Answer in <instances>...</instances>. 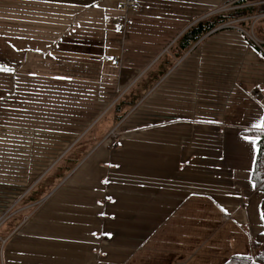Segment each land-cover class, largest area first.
Returning <instances> with one entry per match:
<instances>
[{"label": "crops", "instance_id": "obj_1", "mask_svg": "<svg viewBox=\"0 0 264 264\" xmlns=\"http://www.w3.org/2000/svg\"><path fill=\"white\" fill-rule=\"evenodd\" d=\"M134 1L122 33L121 0H0V264H124L189 221L200 230L172 235L194 247L153 253L221 264L238 225L244 255L264 230L243 133L263 122L245 91L264 83V56L233 28L181 47L231 0Z\"/></svg>", "mask_w": 264, "mask_h": 264}, {"label": "trees", "instance_id": "obj_2", "mask_svg": "<svg viewBox=\"0 0 264 264\" xmlns=\"http://www.w3.org/2000/svg\"><path fill=\"white\" fill-rule=\"evenodd\" d=\"M257 1L258 0H234L233 5H237L236 8L227 10L225 12L210 14L196 21L181 35V47L188 48L201 36L208 33L214 27L225 21L237 17H249L253 14L264 12V2L260 3ZM251 2L257 3L249 5V3ZM132 104L133 97L131 94H128L123 98L122 101L114 106L113 109L118 113L115 115V119L119 120L124 115H126L131 109ZM122 105H124V108L120 109ZM262 105L264 122V95L262 99ZM243 133L255 138L256 150L252 169L250 171V181L252 182L254 190L264 191V127L249 129L244 131ZM260 207L261 215L264 219V199L261 200ZM250 244L252 248V254L233 255L221 264H264V230L261 233L255 235L254 238H252Z\"/></svg>", "mask_w": 264, "mask_h": 264}, {"label": "rangeland", "instance_id": "obj_3", "mask_svg": "<svg viewBox=\"0 0 264 264\" xmlns=\"http://www.w3.org/2000/svg\"><path fill=\"white\" fill-rule=\"evenodd\" d=\"M233 2H234V0H231L229 2H224L223 4L218 5L216 8H214L211 12H208L205 16L234 9L237 7V5H233ZM257 2L261 3V0H258ZM257 2H251V4L257 3ZM261 19H263V20H261ZM223 24H229L231 26L230 27L229 26L228 27H221V28L215 29L216 27H219ZM216 27H214L212 30L233 28V29L241 32L238 28H236V27H239L240 29H242L244 31V33L243 32H241V33H243L247 37V39L250 43H253L252 41L256 42L259 46H261L263 48V51H264V12L253 14L249 17H237L234 19H230L228 21H225V22L217 25ZM206 34H208V33H206ZM206 34H204V35H206ZM259 52L264 56V53L262 51H259ZM106 55H109L108 50H106ZM258 85H264V83L257 84L256 86H258ZM254 87H255V85L250 86V87L246 88V91L251 90V88H254ZM256 103H258V102H256ZM258 104L263 109L262 101H260ZM128 112L129 113H127L126 115H129L131 113V109ZM102 120H103V117L95 119V121L98 124L101 123ZM72 160H74V159H72ZM226 219H223V220H226ZM187 223L190 225L187 227L184 225H181L178 227V230L176 232H173V233L169 232L167 235L160 234L161 232L165 231L164 229H160L159 232L154 233L152 235V237L148 241H146V244H144V245L142 244L141 246L137 247L135 249V250H137L135 255L129 256L125 260L124 264H166L167 259L164 256L153 253L152 250L154 248H157L160 250V252H163L166 246H171V245L182 246L181 248H184L185 250H187L188 249L187 247H189L192 244L194 247L196 243L190 242L189 240L186 239V238L192 237V235H190V233H188L189 235H186V234L185 235H182V234L172 235V234L178 233V232H185V231L196 232L198 229L200 230V224L199 223L196 225L191 221H189ZM1 224H0V226H1ZM194 225H195V227H194ZM243 232H244L243 225H238V227H237V241H238V246H239L238 247V255H244V254H240V253H245V252H240L241 251L240 249H241L242 244H243V239H244ZM147 246H148V248H146ZM196 249L191 248V251H195ZM0 254H1V248H0ZM186 262L187 261H184L183 263L185 264Z\"/></svg>", "mask_w": 264, "mask_h": 264}, {"label": "built area", "instance_id": "obj_4", "mask_svg": "<svg viewBox=\"0 0 264 264\" xmlns=\"http://www.w3.org/2000/svg\"><path fill=\"white\" fill-rule=\"evenodd\" d=\"M261 2H264V0H261ZM249 5H251V3H249ZM138 9V5L136 3V1L134 0H121L120 2V7H119V11H120V14H118L115 18H114V22L116 23V25L118 26V30L120 32H124L128 26V18H127V13L128 12H131V11H134V10H137ZM230 27L231 25L229 24H223L219 27H216L215 29H218V28H221V27ZM238 28L241 32L244 33V31L242 29H240L239 27H236ZM252 41V40H251ZM253 44L260 50L264 53L263 51V48L261 46H259L256 42L252 41ZM114 63H119V59L118 57H114L112 58ZM264 85H258V86H255L254 88H251V90H247L245 91L246 92V96L250 99H252L253 101L255 102H260L262 101L263 99V93H264ZM225 218H227V216H225ZM5 220V215L2 214L0 216V224L3 223V221ZM5 239H3L1 236H0V248L1 246L3 245Z\"/></svg>", "mask_w": 264, "mask_h": 264}, {"label": "snow or ice", "instance_id": "obj_5", "mask_svg": "<svg viewBox=\"0 0 264 264\" xmlns=\"http://www.w3.org/2000/svg\"><path fill=\"white\" fill-rule=\"evenodd\" d=\"M4 71H11V69L8 68H3ZM257 127H264V122H262L261 124L257 125ZM245 139H249L248 137H245ZM107 182V181H105Z\"/></svg>", "mask_w": 264, "mask_h": 264}]
</instances>
